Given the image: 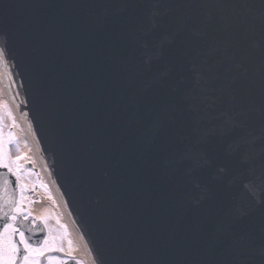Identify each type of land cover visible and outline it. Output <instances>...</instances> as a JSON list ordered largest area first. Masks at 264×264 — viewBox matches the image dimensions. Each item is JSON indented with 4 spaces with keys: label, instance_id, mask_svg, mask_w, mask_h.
<instances>
[{
    "label": "water",
    "instance_id": "obj_1",
    "mask_svg": "<svg viewBox=\"0 0 264 264\" xmlns=\"http://www.w3.org/2000/svg\"><path fill=\"white\" fill-rule=\"evenodd\" d=\"M0 49L88 264H264V0H0Z\"/></svg>",
    "mask_w": 264,
    "mask_h": 264
},
{
    "label": "snow or ice",
    "instance_id": "obj_2",
    "mask_svg": "<svg viewBox=\"0 0 264 264\" xmlns=\"http://www.w3.org/2000/svg\"><path fill=\"white\" fill-rule=\"evenodd\" d=\"M5 56V50L0 49V59ZM10 115V112H9ZM13 126L15 127V120L13 119ZM3 127V117L0 116V128ZM9 139L7 141L0 140V167L7 168L8 172L16 177V181L19 188V198L10 202L0 201V212L2 217L6 220L2 231H0V264H42V259L46 258L48 264H53V257L49 256V253L63 252L58 238L51 235V229L48 228L47 218H40L44 225V228H48V236L37 244H33L26 237L25 232L18 227V221L22 218L24 221H28L31 217V213H25L23 203L25 200L24 192L27 186L20 184L21 180V166L19 161L25 159L24 156H17L15 160L10 155V150L6 147V144L14 143L15 136L13 133L8 134ZM17 151H19V145L17 144ZM13 164L16 167H13ZM5 184L10 181L5 180ZM46 187V186H45ZM8 204L7 210H3V205ZM37 219L32 218L33 228L36 227ZM30 228L29 231H32ZM43 231V229H40ZM69 247L71 248V241H69ZM56 264H63L62 261L57 260ZM79 264V262H78Z\"/></svg>",
    "mask_w": 264,
    "mask_h": 264
},
{
    "label": "flooded vegetation",
    "instance_id": "obj_3",
    "mask_svg": "<svg viewBox=\"0 0 264 264\" xmlns=\"http://www.w3.org/2000/svg\"><path fill=\"white\" fill-rule=\"evenodd\" d=\"M0 140L3 141H7L8 139L5 137H3L1 135V128H0ZM6 147H8V149L10 150V155L12 157L13 160H15L16 156H15V152L11 150L10 146H8V144H6ZM19 165L21 166V180L19 181L20 184H24L27 186L26 191L24 192V196H25V200L23 203V207L25 209V213H31V217L28 221H24L22 218H20V220L18 221V227L21 228V230H23L25 232L26 237H28L29 241L33 244H37L39 242H41L43 239L47 238L48 236V228L51 229V235L53 237H56L59 239L62 247L64 248L63 252H55V253H49L48 255L53 257V264H56V261H62L63 264H83V261L81 259V257L77 254V253H71L69 251V247L67 245V248L65 247V245L63 244V238L61 236V234L58 232L57 227H54L50 224L49 222V217L43 215H37L34 212V208L38 205L39 199H38V186L31 185V180L32 179H39L38 175H33V173H35V171H33L30 168H27L25 163L19 162ZM13 167H16L15 164H13ZM28 171H31L28 172ZM0 173L3 174L5 176V178L3 180H0V201H5L6 200V195L3 194V190L6 187L7 184L4 183L5 180L10 181V183H14V187L16 188V197L15 199L19 198L20 192H19V188H18V184L16 181V177L11 175L8 172L7 168H3L0 167ZM7 204H4L2 207L6 208ZM6 211V210H5ZM2 216V212H0V231H2L4 224L6 223V220L4 218H1ZM32 218H36L37 219V224L36 227L33 228L32 225ZM40 218H47V223H48V228H44L43 223L41 222ZM30 228H33L32 231H29ZM40 229H43V231H41ZM42 264H48V260L46 258L42 259Z\"/></svg>",
    "mask_w": 264,
    "mask_h": 264
},
{
    "label": "bare ground",
    "instance_id": "obj_4",
    "mask_svg": "<svg viewBox=\"0 0 264 264\" xmlns=\"http://www.w3.org/2000/svg\"><path fill=\"white\" fill-rule=\"evenodd\" d=\"M0 107H2L7 114V117L10 120V129L14 130V134L18 139L19 146L21 147V155L25 157L24 163H31L34 168L37 169L38 174L42 180V183L46 186V191H38V205L33 209L37 215L40 216H53L55 217L62 228L63 236L69 247V241H71V248L69 251L71 253H77L80 257L82 256V261L84 264H88L79 240L66 217L59 200L56 196V193L53 189L52 184L48 180L45 172L43 171L38 159L36 151L27 135V132L24 130L17 113L15 112L13 105L11 104L9 98L6 96L3 89V85L0 82ZM10 112V115H9ZM13 119L15 120V127L13 126Z\"/></svg>",
    "mask_w": 264,
    "mask_h": 264
},
{
    "label": "rangeland",
    "instance_id": "obj_5",
    "mask_svg": "<svg viewBox=\"0 0 264 264\" xmlns=\"http://www.w3.org/2000/svg\"><path fill=\"white\" fill-rule=\"evenodd\" d=\"M4 111L5 110L2 107H0V116L3 117V127L1 128V135L4 138L6 137L7 139H9L8 134L9 133H13L14 134V130L10 129V125H11L10 123L11 122H10L9 118L7 117L6 112H4ZM14 136H15V142L8 144V146H10L11 150L15 152V156L16 157L17 156H22L21 155V147L20 146H19V151H17V144L19 145V143H18V139L16 138V135L15 134H14ZM19 162H22L23 163L24 162V159L20 160ZM28 172L31 173V171H28ZM33 175L36 176L38 174H37V172H35V173H33ZM31 181H32L31 182V185L32 186H34V185H37L38 186V188H37V189H39L38 191H46V187L42 183V180L41 179H32ZM47 217H49L50 224L52 226H54V227H57L58 232L61 234V236L63 238V244L67 248V242H66V240H65V238L63 236L62 228H61V225H60L59 221L55 217H53V216H50L49 215Z\"/></svg>",
    "mask_w": 264,
    "mask_h": 264
}]
</instances>
